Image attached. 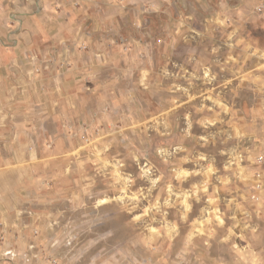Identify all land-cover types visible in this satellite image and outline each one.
<instances>
[{
	"label": "rangeland",
	"instance_id": "obj_1",
	"mask_svg": "<svg viewBox=\"0 0 264 264\" xmlns=\"http://www.w3.org/2000/svg\"><path fill=\"white\" fill-rule=\"evenodd\" d=\"M162 1L172 14H161L159 0L131 4L119 38L129 74L86 81L81 99L100 105V121L58 119L52 173L23 192L25 222L0 225V264H264V113L245 112L236 130L242 114L224 109L220 63L264 51L225 46L238 38L228 31L236 17H191L187 1L178 35L177 2Z\"/></svg>",
	"mask_w": 264,
	"mask_h": 264
},
{
	"label": "crops",
	"instance_id": "obj_2",
	"mask_svg": "<svg viewBox=\"0 0 264 264\" xmlns=\"http://www.w3.org/2000/svg\"><path fill=\"white\" fill-rule=\"evenodd\" d=\"M184 1L189 3L191 17H236L235 28L228 31L229 39L239 31L238 38L225 40V46H251L264 51V0H176L174 30L178 35L184 30ZM133 2L0 0V225L24 223L27 214L23 213V192L38 190L43 174L52 173L47 166L54 156L52 143L58 119L78 128L100 121L96 116L99 113L94 112L100 105L81 99L90 94L86 81L129 74L131 63L122 51L126 42L119 38L130 29ZM159 6L161 14H172V3L159 0ZM256 7L263 11H256ZM226 22L230 27V19ZM217 25L215 21L211 28ZM177 42L166 40L163 44L172 47ZM195 44L209 48L214 41L197 40ZM123 62L127 67L120 70ZM207 63L215 67L217 62ZM220 63L223 97H228L224 109L241 113L232 125L236 130L244 129L245 112L264 113V100H259L264 94V55H228ZM247 95L251 96L249 102L244 99ZM235 96L239 98L231 100ZM73 113H79L77 119ZM204 140L214 139L190 142L198 147ZM41 163L47 168L39 169ZM30 216H35L33 210ZM4 232L0 228L1 239ZM4 247L2 244L0 249ZM8 250L16 253L13 247Z\"/></svg>",
	"mask_w": 264,
	"mask_h": 264
},
{
	"label": "built area",
	"instance_id": "obj_3",
	"mask_svg": "<svg viewBox=\"0 0 264 264\" xmlns=\"http://www.w3.org/2000/svg\"><path fill=\"white\" fill-rule=\"evenodd\" d=\"M257 9H258L259 11L262 10L261 7H258ZM259 158H260V159H259L260 161L263 160V157H262V156H260ZM260 186H261V185H260ZM6 255L9 256V257H14V256H15V252H14L13 250H8V252L6 253Z\"/></svg>",
	"mask_w": 264,
	"mask_h": 264
}]
</instances>
